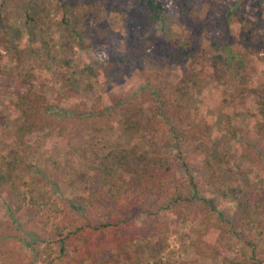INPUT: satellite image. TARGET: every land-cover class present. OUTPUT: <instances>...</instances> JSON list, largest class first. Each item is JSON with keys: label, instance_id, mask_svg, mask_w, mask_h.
Wrapping results in <instances>:
<instances>
[{"label": "rangeland", "instance_id": "obj_1", "mask_svg": "<svg viewBox=\"0 0 264 264\" xmlns=\"http://www.w3.org/2000/svg\"><path fill=\"white\" fill-rule=\"evenodd\" d=\"M160 1L163 20L146 28L136 0H0V173L11 177L0 186V253H6L0 264H58L53 234L63 221L99 226L91 198L111 206L102 185L131 189L137 174L133 168L107 178L104 155L126 149L136 156L148 150L152 133V127L129 128L132 109L114 108L136 98L146 121L155 96L143 74H157L171 87L184 72L208 78L192 85L187 109L164 115L160 149L148 151L171 157L179 138L194 161L196 191L186 188L187 201L176 207H132L122 213L130 226L117 234L126 231L124 241L98 254L75 243L68 258L73 264H264V119L255 106L264 88V0L247 3L243 22L235 10L245 0H193L183 16L178 0ZM129 44L143 56L140 69L107 61L110 51L123 53ZM176 50L188 51L182 66L170 62ZM222 56H228L223 72L208 66ZM21 72L33 74L46 106L28 126L13 98L12 78ZM184 178L177 170V179ZM208 225L219 233L206 232ZM201 235L214 247L211 257L195 252L192 242Z\"/></svg>", "mask_w": 264, "mask_h": 264}, {"label": "trees", "instance_id": "obj_2", "mask_svg": "<svg viewBox=\"0 0 264 264\" xmlns=\"http://www.w3.org/2000/svg\"><path fill=\"white\" fill-rule=\"evenodd\" d=\"M137 3L145 9L144 26L149 28L155 23L163 20L165 9L160 0H136ZM180 3V15H186L191 9L193 0H178ZM262 0L252 2L251 0L242 1L235 10V16L238 22H243L245 9L247 5L256 7ZM248 3V4H247ZM188 51L176 50L171 54V64L182 66L186 62ZM143 56L135 50L133 44L126 47L125 52L116 53L110 51L107 56L108 62L118 64H125L131 67L142 66ZM228 60V56L212 57L208 62V66L216 71L223 72ZM71 59L64 62L66 68H69ZM84 71V70H82ZM208 76L199 72L196 74L183 73V76L171 87L167 86L161 76L157 74H143L144 83L148 86L155 97L151 100V109L153 115L146 121H143V107L136 98H131L124 101L120 107L114 108V112L132 109L135 116L129 123L130 129L149 128L152 127V133L147 140L146 147L150 151H158L162 137H164V115L170 109H187L192 100L191 87L200 79H206ZM33 74L21 72L12 78V83L15 88L13 93L14 103L16 108L20 111L22 116V126L32 124L36 118L41 114L45 106V101L41 96L35 93L33 89ZM255 106L259 110L264 119V88H262L255 102ZM262 140H264V126L261 127ZM175 153L171 157H163L152 155L148 150H144L136 156L130 155L126 149H111L103 157V169L107 178H112L117 171L127 172L130 169H137L133 187L131 189L126 186H112L102 185L103 193L106 198L111 202V206L101 203L96 198H91L89 206L90 213L96 218L102 219L99 226L95 227L92 224L78 225L71 219H66L62 222V226L57 227L55 234H53L54 244L56 245V252L54 262L58 264H73L68 258L69 248L75 243H82L86 245L91 253L98 254L105 249L107 244L113 242L124 241L127 232L123 231L122 234L117 235L126 226H130L127 220L123 217V212H127L134 206H144L147 202L166 203L165 208L176 207L185 201L187 197L184 190L191 187L193 193L197 189V184L192 176L191 169L194 161L191 156L186 155L185 148L181 145L179 138L176 141ZM254 158V157H253ZM252 158V159H253ZM209 165V163H207ZM210 167V165H209ZM212 168V167H211ZM177 170L183 172L184 179H177ZM213 173L218 177L223 178L224 172L221 169L212 168ZM11 177L5 176L0 173V186L9 183ZM211 202V201H209ZM210 204V203H209ZM68 211L65 210L64 214ZM104 219V221H103ZM130 220L131 227L135 228L133 222ZM27 224H24L26 227ZM218 226L212 227L208 225L205 231L217 234ZM118 229V231H117ZM64 231H67L64 233ZM116 231V232H115ZM235 237L239 234L235 233ZM124 237L125 239H123ZM21 239H26L22 236ZM10 242V238L5 242ZM101 245L97 246L95 243ZM246 243H249L246 241ZM6 245V243H5ZM195 247V252L199 256L211 257V251L214 249L211 246V241H207L202 235L192 242ZM200 245L204 248H201ZM1 250V249H0ZM1 255L6 253L2 252ZM75 260V258H73ZM49 264H54L53 262Z\"/></svg>", "mask_w": 264, "mask_h": 264}]
</instances>
